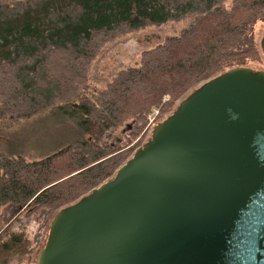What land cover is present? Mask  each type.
<instances>
[{
	"label": "trees",
	"instance_id": "16d2710c",
	"mask_svg": "<svg viewBox=\"0 0 264 264\" xmlns=\"http://www.w3.org/2000/svg\"><path fill=\"white\" fill-rule=\"evenodd\" d=\"M225 1L0 0V124L51 115L74 125L62 149L40 158L44 146L26 151L0 128V207L14 217L43 209L53 221L116 174L145 141L154 111L169 113L202 83L245 67L258 54L253 30L264 23V0ZM188 15L198 18L179 36L144 52L104 90L83 93L99 38ZM124 124L125 145L104 141ZM23 236L0 237V264L29 255Z\"/></svg>",
	"mask_w": 264,
	"mask_h": 264
},
{
	"label": "water",
	"instance_id": "95a60500",
	"mask_svg": "<svg viewBox=\"0 0 264 264\" xmlns=\"http://www.w3.org/2000/svg\"><path fill=\"white\" fill-rule=\"evenodd\" d=\"M39 264H264V71L230 69L181 100L56 215Z\"/></svg>",
	"mask_w": 264,
	"mask_h": 264
},
{
	"label": "rangeland",
	"instance_id": "374dc122",
	"mask_svg": "<svg viewBox=\"0 0 264 264\" xmlns=\"http://www.w3.org/2000/svg\"><path fill=\"white\" fill-rule=\"evenodd\" d=\"M231 5L232 0L225 1V7ZM197 18V15H188L162 25H147L134 31L125 30L121 34H115L111 39L108 35L102 36L98 39L102 44L99 45L97 54L91 62L86 89L83 90V93L90 97L96 92L104 90L119 71L138 66L144 52L163 44L168 38L179 36ZM253 38L258 54L250 55L251 60L245 67L264 71V50H262L264 23H258L255 26ZM177 106L165 114L154 111L149 117V123L144 130L145 133L143 132L146 138L140 147L151 138L153 128L170 116ZM126 125L124 124L116 131L107 134L104 141L125 145V140L128 138V132H125ZM0 128L10 138H13V141L24 144L26 151L33 152L37 148L36 146H44V149L34 157L40 158L62 149V146L59 148L56 146L69 135V132L74 129V125L65 122L64 118L59 120L54 116L47 115L31 120L7 119L0 124ZM28 211L20 212L18 217H14L10 209L0 207V237L4 238L9 231L19 235L25 234L23 238H28L29 246L33 249L26 258L12 257L8 264H39L40 254L46 246L52 222L47 219L48 211L43 209Z\"/></svg>",
	"mask_w": 264,
	"mask_h": 264
}]
</instances>
